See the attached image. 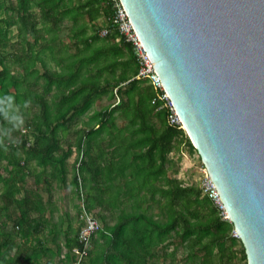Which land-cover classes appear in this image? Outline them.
Instances as JSON below:
<instances>
[{
	"label": "trees",
	"instance_id": "16d2710c",
	"mask_svg": "<svg viewBox=\"0 0 264 264\" xmlns=\"http://www.w3.org/2000/svg\"><path fill=\"white\" fill-rule=\"evenodd\" d=\"M114 12L0 0V264H248L234 225L177 177L197 151L137 78ZM68 182L73 214L55 197ZM84 211L101 224L88 247Z\"/></svg>",
	"mask_w": 264,
	"mask_h": 264
},
{
	"label": "water",
	"instance_id": "95a60500",
	"mask_svg": "<svg viewBox=\"0 0 264 264\" xmlns=\"http://www.w3.org/2000/svg\"><path fill=\"white\" fill-rule=\"evenodd\" d=\"M214 183L264 264V0H119Z\"/></svg>",
	"mask_w": 264,
	"mask_h": 264
},
{
	"label": "built area",
	"instance_id": "2783aa9c",
	"mask_svg": "<svg viewBox=\"0 0 264 264\" xmlns=\"http://www.w3.org/2000/svg\"><path fill=\"white\" fill-rule=\"evenodd\" d=\"M113 1L115 2L114 22L118 27L120 35L125 37L126 41H128L133 45L134 50L140 61V69L137 78L144 80L147 79L149 81V83L154 87L157 93V97L153 102L156 103L157 101H161L163 103V107L168 108L170 110V116H169L170 123L184 130L182 122L174 109L173 103L171 102L169 96L165 92L162 82L160 81L154 69V64L150 61L145 49L143 48L128 18V15L124 7L122 6L119 0H113ZM108 34H109L108 30H103L101 32L102 37L107 36ZM204 173H205V177L201 183V187L204 191V194L214 201V203L220 209L222 217L225 220L229 221L227 213L219 196V193L214 183L212 182L211 178L209 177L206 169L204 170ZM83 209H85L84 206ZM82 219L84 220V227L82 228L80 233V240L85 245V247H88L93 235H95L96 233H98L99 230H101V224L97 219L87 214L85 211L82 215ZM234 237L239 239L235 231H234ZM75 252L80 254L82 258L88 254L86 249H84L81 252L75 250Z\"/></svg>",
	"mask_w": 264,
	"mask_h": 264
},
{
	"label": "rangeland",
	"instance_id": "374dc122",
	"mask_svg": "<svg viewBox=\"0 0 264 264\" xmlns=\"http://www.w3.org/2000/svg\"><path fill=\"white\" fill-rule=\"evenodd\" d=\"M121 123V122H120ZM183 157L180 160V165L182 167V170L179 171L177 174V177L179 179L184 178L188 181V183H199L201 185L205 173H204V166L200 164L198 160V154L194 153L193 156L189 155V153L186 151ZM238 249L240 247L238 246Z\"/></svg>",
	"mask_w": 264,
	"mask_h": 264
},
{
	"label": "crops",
	"instance_id": "0c3cea01",
	"mask_svg": "<svg viewBox=\"0 0 264 264\" xmlns=\"http://www.w3.org/2000/svg\"><path fill=\"white\" fill-rule=\"evenodd\" d=\"M77 159H78V155L75 152L73 154V156L69 160L70 167H72L74 165V163L77 162ZM55 197H56V200H57V197H61L64 200V201L58 202L59 210L62 213L66 212V211H69V212H71L73 214L74 205L77 203V200H73L72 201V199H71V192H70V184H69V182L67 183L66 188H64L62 190H59L58 192H55ZM100 247H101V244H96L94 246V250L95 249L98 250ZM41 264H43V263H41Z\"/></svg>",
	"mask_w": 264,
	"mask_h": 264
}]
</instances>
